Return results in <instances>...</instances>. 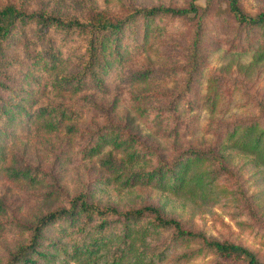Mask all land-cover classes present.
Returning a JSON list of instances; mask_svg holds the SVG:
<instances>
[{"label":"trees","instance_id":"16d2710c","mask_svg":"<svg viewBox=\"0 0 264 264\" xmlns=\"http://www.w3.org/2000/svg\"><path fill=\"white\" fill-rule=\"evenodd\" d=\"M27 4V0L0 4L1 137L31 127L65 133L71 147L74 143L87 156L99 155L97 161L111 182L127 188L145 185L173 196L225 198L264 229L254 197L222 154L226 148L247 154L264 174V97L254 101L250 113L210 121L207 131L219 138L217 143L171 147L165 153L136 131L113 122L112 106H100L94 96L108 94L113 81L124 84L134 116L163 137H177L195 127L199 108L212 115L219 104L230 103L227 95L234 91L219 88L211 78L206 92L192 97L203 62L201 42L208 15L225 16L229 22L224 33H232L231 43L249 47L262 35L264 11L250 14L240 0H206L204 6L189 0L182 5L132 7L122 14L96 10L78 17L29 9ZM222 4L224 11L219 10ZM173 45L180 51L176 62L137 60L156 50L169 52ZM32 70L38 73L37 88L44 87V81L50 87L49 100L30 103L35 87L28 88L26 80ZM168 81H173L171 88L160 87ZM83 106L97 113L102 124L83 127ZM105 147L109 150L102 153ZM0 173L39 188L53 180L41 163L9 157L1 145ZM54 193L58 188L41 195ZM5 212L0 200V216ZM24 224L25 239L1 264H157L167 250L177 248L172 258L176 263L210 256L205 264H264L247 246L206 235L167 216L160 206L100 203L82 192ZM50 229L54 236L47 235Z\"/></svg>","mask_w":264,"mask_h":264},{"label":"rangeland","instance_id":"374dc122","mask_svg":"<svg viewBox=\"0 0 264 264\" xmlns=\"http://www.w3.org/2000/svg\"><path fill=\"white\" fill-rule=\"evenodd\" d=\"M7 1L0 0V4ZM187 1L189 0H27V5L29 9L53 10L64 16L87 17L96 10L122 14L132 7L182 5ZM194 2L204 6L206 0H194ZM240 2L244 10L250 14L264 11V0H240ZM225 7L226 5L222 4L219 10L224 11ZM206 22V31L201 42L203 62L196 77L197 85L192 97L198 98L204 94L211 78L214 79L212 84L219 88L233 87L234 91L231 95H227L230 103L224 107L222 103L219 104L221 109H217L212 115L206 112V109L199 108L198 122L192 129L180 133L179 136H175L176 138L161 136L142 119L134 116L127 101L128 87L116 81L110 83L108 94L101 92L94 94L100 106H112L113 122L136 131L145 142L165 153L169 152L171 147H183L189 144L202 147L217 143L219 138L207 131L210 121L231 120L240 114L250 113L254 101L264 97V30L251 46L243 47L239 43L238 45L231 43V32L224 33L229 22L225 16H217L211 12ZM175 48L176 46L173 45L169 52L166 49V51L156 50L145 53L137 60L151 64L168 60L176 62L180 51H175ZM36 74L38 73L35 71L28 73L26 80L28 88L35 87L33 96L28 97L30 103L47 101L52 97L46 81L43 82L45 88L43 86L37 88L38 84L34 77ZM172 82L162 83L160 87L171 88ZM80 116V123L88 129L96 124H102V118L88 107L81 108ZM9 135L8 138L0 136V145L6 149L8 156L27 159L31 163H41L42 168L53 180L43 188H39L22 180L6 179L0 173V200L8 209L7 213L0 216V264L25 239V233L22 231L26 225L24 223L33 221L37 215L54 209L65 197L70 198L80 192L88 194L90 199L100 203L120 206L140 204L160 206L167 216L179 219L187 226L199 229L206 235L247 246L264 262V229L259 227L261 225L254 219H247L239 209H236L235 204H231L225 198L214 201L197 193L173 196L145 185L123 187L113 182V179L112 182L110 181L111 177L107 169L97 161L99 155L87 156L88 153L77 149L74 143L71 147L65 133H51L31 127L18 132L13 130ZM108 150L109 147H105L102 153ZM222 151L230 166L239 173L247 192L254 197L258 206L257 219L264 221V174L261 168L255 166L247 154L228 148ZM112 153L115 155L113 151ZM218 182L222 183L221 180ZM53 188H58V193L50 195L51 197L41 195L42 192ZM244 221H248L250 225L244 224ZM47 235L54 236L55 233L50 229ZM179 250L180 248L167 250L166 258L157 264H182L172 259ZM209 260L210 256L198 257L185 264H205Z\"/></svg>","mask_w":264,"mask_h":264}]
</instances>
